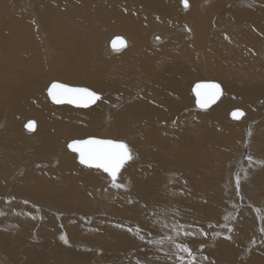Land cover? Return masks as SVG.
Listing matches in <instances>:
<instances>
[{
  "label": "rangeland",
  "instance_id": "374dc122",
  "mask_svg": "<svg viewBox=\"0 0 264 264\" xmlns=\"http://www.w3.org/2000/svg\"><path fill=\"white\" fill-rule=\"evenodd\" d=\"M36 1L37 0H0V6H4L3 11H5L4 13L0 10V55L3 53L11 57L17 56L22 60L34 59L35 65L25 64V66H42L43 69H45H42V71L49 73L41 74L45 78L40 79V84L28 81L32 87V92L25 91V88L20 86L22 82L12 84L13 87L20 86V97L26 92V104L24 102H19L20 105H18L16 104L18 103V100L14 104H9L12 102L13 96H16L15 91L11 88L8 89L6 93L1 94V97L5 98V100L3 101V104H0V134L7 131L8 126L11 128L12 132L21 134V136H32L37 132L39 124L41 128L43 127L41 130L45 131L52 125L50 123H53V126L55 125L56 122L51 120V117H59H57V115H59L60 111L57 109H59L61 106H64L66 109L69 108L68 110L62 109L61 112L67 113V116L70 117V122L73 123L71 126L72 129L70 130H73V132H68L65 137H60L62 150L66 153L68 159L63 158L62 156L54 157V155H56L54 152H48L46 150L41 151L39 149H28L23 147L21 144L17 145L18 150L8 148V151L3 152V155L5 156L1 162H5L4 165H6L7 168L5 167L4 169H0V171H2L0 172L2 174V178L0 177V231L6 232V237H13L11 239L20 237L27 239L28 241L31 240V242L37 241L36 243H39L42 240L45 241V238H43V235L41 234V231L44 230L41 227L42 225H40L41 221L48 218L53 219L52 222L56 223L57 226H60H58V232L60 233L59 236L54 235L52 239L55 241L58 239V243L61 242V244L65 245V247L72 251H80V249H82L87 252H94L93 250H96L99 253H104V250L101 249L103 243V247H107V249H109V247L112 249L117 248L115 250L119 252L118 255H122L124 253L122 252L120 246H122L123 243H125L126 246L131 243V251H128V253L125 255L129 256V262L132 264H179L176 259V250L173 247L171 241L165 239L164 242H166V246L162 248H160L161 246H154L149 243V240H156L167 236H172L177 242L187 243L193 249V252L196 255V264H264V232L261 231V228H264V163H261L264 162V94L257 95V97L254 99L253 106H251V109L253 110L252 113H247L246 108L240 104H234L227 108V111L225 110V116L223 119L224 126L231 127V132L233 134L232 137H228L226 131L220 132L222 125L208 131L201 129L189 130V125L185 127L179 122L164 126L159 132H156L157 129L148 131L146 138L147 142H149L148 145H144L142 147L137 146V148L134 144V139L139 138V134L145 136L146 134L144 130H140L136 134L130 133L129 135H125L123 133H117L115 135V127L118 126V122L116 121L118 120V118H116L117 114L120 113L121 110L125 109L124 105L126 108L131 107L130 105L126 104L127 96L125 94L130 82L129 85L126 86L122 74H118L117 76V79L121 83L118 82V80L115 81L103 79V77L100 75L101 72L98 73V71H94V82L89 80L78 81L72 77H67L68 75H64V73L63 75H58V71L61 68L59 65L60 61L65 60L66 57L70 56L72 58V56L77 55L76 46L83 47V49L79 52V54L83 57H76L78 60L82 59L81 62L83 64H87L88 61H97L101 56H103L104 59L109 60L110 57L116 58L118 56L124 55L125 52L123 51L128 49L130 50L131 47H134L133 43L136 42V30L138 28L140 31L142 30L141 32L145 31L143 32L144 34L142 33V40L144 42L141 41L135 45L134 48L137 46H140L141 49L145 47L150 48L149 44H151L153 49H149L151 50L150 53L152 50H156V52H154L155 54L157 51L160 52L164 50V52L168 53L170 56V63L168 62L169 64H167L168 69L163 68L166 70V72L170 73L172 64L176 65L177 62H186L184 64L187 65V68H192L193 60L191 59L187 63L188 58L183 59V56L186 54H184V52H180L179 46L188 45L186 41L187 33H194L195 36L200 32L201 29H203V23L207 25L210 24L206 19L208 12H212V15L215 16H222L225 18L230 17L231 19L229 23L224 24L223 27L228 28L227 30H237V26H239V29L245 28L253 36L255 35L257 39L254 42L255 44H253L254 48L256 51H261V55L264 56V42L262 43L264 40V16H258V13H253L254 15L250 14L249 12V14L243 13L241 14L242 17H240V19H242L244 22L241 21L239 25L238 21H235L236 13H234L233 10H230V5L232 2H228V5H223V8L220 7L219 9L218 4L226 0H188L187 8L180 4V0H168L169 6L164 10L163 8L165 5L163 4V1L160 0H135L137 4L136 6H128L125 3L121 5L120 0H52L53 4L51 0H48L50 2L48 3L50 7L45 11L43 6L40 7V5H38V1L40 0L37 2ZM145 1H147V5H145ZM247 1H249L248 8L253 10V12L255 9H261V7L264 8V0H256L255 2L254 0H244L242 5L246 6L248 4L246 3ZM62 3L63 8H55L57 7L55 5ZM142 6L148 8V13L146 15L145 12L141 10ZM212 6L214 8L216 7L217 9H214ZM74 7H79L80 9L73 10ZM122 7L128 9L129 12L132 11L133 14L131 15L133 18L131 16L129 17L127 10L122 9ZM40 12L44 13L43 18ZM226 14L228 17H226ZM15 15H20L23 18V21L18 23L12 20V17ZM123 16L125 19L122 18ZM126 16H128L130 19ZM64 17H69V19H62ZM86 19H92L93 26H90L89 23H86ZM133 19H135V21ZM42 20L43 23H41ZM66 20L70 23L69 26L71 27L67 26L69 27L67 28L65 23L63 24V22ZM128 20L131 24L129 23L128 27H126ZM214 21L216 22V19H214ZM82 22L87 25L83 24ZM171 22L178 24L173 27V30L172 27L169 28V23ZM235 22L238 25H236ZM54 24H56L57 27L61 26L60 24L65 26H62L59 31V33L64 37H61L59 42H51L47 38V31L50 30ZM147 24L150 26L149 28ZM199 25H201V27H199ZM86 26L87 28H85ZM165 26L167 27L166 33L169 35L170 32H172L175 34L174 37L175 40L177 39L176 42L178 44L181 42L179 45L177 44L178 47L173 43H166V47L163 45L167 38V35L164 32ZM55 27L56 26L54 25L53 29ZM81 27L85 28L84 30L80 31H83V33H92L93 30H99L98 37L100 38L101 44H99L97 48H95V50H93L90 54L88 53L89 50H87V48L89 49L90 47L88 46L87 42L90 40L88 39L89 36H84V34L82 36L80 33V40H82V43L77 40L79 38L75 39V44L72 45L73 47L75 46L74 48L67 44L70 42L72 44L74 43L72 42L74 39L73 37L76 35V33H79L78 31ZM212 27L210 29L208 28L206 31L209 34L210 41H212L211 36L213 32H217L221 29L215 25ZM88 29L91 30V32ZM64 32L69 33L65 35ZM225 32L226 33H223V36L226 37V39H230L229 37L231 34H228V31L226 30ZM114 34H120L125 36L127 39L128 44H126V47L124 46L119 51L109 49V46H107L108 39ZM154 35L161 36L160 39L155 37L157 44H154ZM205 35L206 33L201 39L204 47L201 48V50L196 48L195 54L196 56H201L204 53L205 56L207 54L210 58L211 54L207 53V48L208 46H212V43L209 44L207 42L208 38H206ZM85 37L86 40L84 41ZM249 38L250 37H247V39ZM191 42L194 44L193 40H191ZM89 44H91V42H89ZM145 44H147V46H145ZM101 49L103 51V55L99 54L101 53ZM256 51H253L252 49L249 50V61L250 58L253 56L255 57ZM150 53L145 55L143 52V55L145 56L142 54L141 56L144 57L143 59H147L148 57L155 55L154 53ZM157 55V58L163 61L158 53ZM59 56L60 61L58 59ZM129 56L134 61L137 59L136 55L132 56L131 54ZM62 57L64 58L62 59ZM170 58H172L171 61ZM56 61L59 62L56 63ZM17 65L18 63L16 62L13 64V67ZM85 66H81V70H85ZM66 67L67 66L64 68ZM71 68L72 67H67L66 72L69 73ZM148 68L149 67L146 66L144 67L146 71L150 69ZM52 71L56 72L53 73ZM59 73L61 74L62 72ZM133 74L131 73V75ZM30 76L31 75H29V77ZM101 77L103 82L99 83ZM127 78L128 77H126V79ZM199 79H211L212 81L219 83L222 89L221 93L223 94L225 91L223 96L222 94L220 95V97L222 96L221 99L228 95L230 91L239 89L229 87V82L221 76L218 78H207L200 76L195 78L194 81ZM52 81H58L72 86L87 87L97 92L101 96V99L86 108L73 107L68 104H54L48 99L46 94V88ZM187 86L188 83L184 87V98L182 101L180 115H188L191 119H194L196 118V114L201 113V118L209 117L210 111L206 110L207 108L204 109L198 108L195 105L192 106L194 96L189 88V94L187 93ZM111 91L116 94V96L113 95ZM135 93L137 94H134V96L129 99L130 102L131 100L135 99L137 95L142 94V92L138 91ZM176 95L177 94L173 93L169 94L171 98H175ZM150 98L156 99L154 96ZM258 100L262 101L258 102ZM102 104L104 105L103 107L101 106ZM188 104H190L191 107L198 109V111L191 109ZM40 105H42V107ZM97 105L99 108L105 109L104 111H106L107 115L106 118L98 120L97 122L93 121L92 124L94 125L91 127L86 126V123L78 122L77 119H87L86 113L88 112L86 111L92 112L94 109L93 107H96ZM19 107H24V110H20L21 108ZM252 107H254L255 110ZM27 108L33 110L31 111V114ZM52 108L55 110H52ZM234 108L243 109L246 112V115L239 120L231 119L228 115V112ZM80 110L85 112H81ZM23 111H25L26 114H24ZM81 113L84 115L81 116ZM19 114L24 117L20 116V118H17V116L19 117ZM41 114L45 116L42 118L40 117L42 116ZM71 114L73 115L71 116ZM28 119L34 120L36 124L35 129L31 132L25 130L24 128V124ZM8 122H10L11 125ZM43 122L45 124H43ZM77 122L79 124H77ZM50 133L53 132L50 131ZM45 136L46 135H44V137ZM88 136L123 141L129 145L133 153V159L128 161L121 169L117 181L118 183L125 184L126 187H113L110 177L101 169L89 168V170H87L88 167L81 165L77 161L76 153H73L67 148L66 144L68 141L73 139H82ZM163 136H168L169 141L166 143L165 148L162 147L160 150H158L159 145H156V138L159 140L162 139ZM194 137L196 138L197 143H190L191 140L189 139ZM200 138L203 139V142H200ZM176 139H179L181 143L176 144ZM217 140L219 142L216 144ZM151 145L153 146L152 148L149 147ZM169 150H172V160L174 163L173 169L175 174L174 176L168 178V180H166L163 184L161 179L157 178L156 175H163L165 172L164 167L158 159L156 161H152V157L159 153H166ZM26 153H30V156L33 158V160H28L24 155ZM23 155L25 157H22ZM18 156H20V158ZM249 156L253 158L252 161L248 160ZM14 157H16V159H20L16 166L13 164L16 162ZM49 157L53 158L50 159ZM54 158H56V160ZM10 160L11 162H9ZM43 160H49L51 162L42 165L40 163H42ZM68 160L70 161V164L68 163ZM172 160L167 159V161ZM70 165H72L71 168L69 167ZM50 168L55 171L61 170L65 173L61 176V179L62 182L69 184L68 188L71 191L78 189H81V191L85 190L84 196L87 199H93L97 201L103 200L108 201V203L110 202L109 204L114 209L110 207V213H108L109 210H102V213L104 214L105 212L107 213V216L108 214L110 215L108 221H111L112 223L114 222L115 224H120V226L121 224L123 225L121 227L118 225L120 229L118 228L113 230L117 232V235L113 237V240H116L117 244L114 243L115 241L108 242L106 236L103 237V239L101 238L103 242L101 239L97 240V238L101 235L100 233H98L99 235L96 234L97 231H102V226L100 228L95 225V221L102 218L101 214L98 213V209H95L98 211L97 212L93 211L92 209L89 210L88 208L81 207L78 209L80 211L77 212L75 209L72 210V208H68L55 202L47 203L45 200H40L41 192L36 191L37 186L39 184L52 185L55 182L54 178H56V176L49 173L47 178L41 176L42 180L38 182L36 180L35 173H39L40 170L43 169L48 173V169ZM66 170H78L77 172H81V176L74 175ZM237 174H239L241 177L239 189L236 187L235 177ZM158 179L159 181H157ZM30 183H35V190L32 192H30L28 189V185ZM202 187L203 191L199 192ZM176 191H178L181 196L176 197V195H171ZM154 192L156 193L155 197L153 196ZM182 192L184 195L181 194ZM56 194L57 198L60 196L67 197L63 192H57ZM123 194H125L124 198L122 196ZM182 196L188 197L187 201ZM175 199L177 201L173 202ZM124 200L127 201L125 202ZM185 201L186 204L183 208L174 210V208L170 207L172 209L171 210L168 207L180 206V204L185 203ZM138 202H144L145 204L141 203L142 207H137ZM73 203L76 204L77 202ZM45 204H47L48 207H46ZM53 205H55L54 207H57L53 209ZM129 207L136 209L134 210ZM122 208L126 214H119ZM74 211L77 213H74ZM18 216H20L22 220H19L17 218ZM63 219H67L68 224L71 222V226L74 225L77 227L75 229L71 228V230H80V232L76 234H78L79 237L84 238L83 241H79L81 243L69 242L65 244L60 238L62 235L67 237L66 231L63 230L65 228L64 223L61 222ZM146 219H148L147 221L154 225L152 227H159L158 231L161 232V234L162 231L166 232V234L160 236L152 229L148 230L145 223ZM172 222L173 226L171 224L169 226V223ZM177 225L184 226L179 236L176 235V231L174 230V226ZM169 227L173 228L170 229ZM125 228L127 229L126 232L121 231ZM128 228H131L132 231H129ZM229 228H231V231L228 230ZM92 230H95V232ZM137 231H139L140 235L144 236L143 240H141L136 234ZM183 231L189 232L190 235L184 236ZM103 232L106 233V231ZM127 233L130 235L132 234V236L128 235ZM133 234L136 236H133ZM228 237H231V239ZM84 244L87 246L86 249H84ZM113 245L118 246L113 247ZM161 249L164 251H160ZM70 250L65 249L64 251L68 255L67 258L74 257ZM136 251L139 252L135 253ZM64 252L62 250L57 252V257H61ZM161 252L164 253L163 256L160 255ZM6 253V250L0 247V264H13V262H10L11 260L9 255H7L8 253ZM137 254L143 255L146 259L140 260L141 262H136L133 255ZM25 260L26 255L22 254L19 264H24L23 262H25ZM68 264L74 263L70 262Z\"/></svg>",
  "mask_w": 264,
  "mask_h": 264
},
{
  "label": "bare ground",
  "instance_id": "6f19581e",
  "mask_svg": "<svg viewBox=\"0 0 264 264\" xmlns=\"http://www.w3.org/2000/svg\"><path fill=\"white\" fill-rule=\"evenodd\" d=\"M45 1L44 0L38 1V5H40V7L43 6L44 11L48 10L49 7H50V5L48 4V3H50L49 2L50 0L49 1L45 0ZM120 1H121V5L123 3H125L128 6H132V5L136 6L137 5L135 0H120ZM160 1H163V4L165 5V6L161 5V6H164L163 10L168 8V6H169V1L168 0H160ZM243 1L244 0H226V1H223L222 3H219L218 6H219V9H220V7L223 8V5H228V2H230V3L232 2L231 5H230L231 6L230 10H233L234 13H236L235 21L236 22L238 21V24L241 23V21H243L242 19H240V17H242L241 14H243V13L244 14H246L248 12L250 14H253V13L257 14L258 13V16H264V8L261 7V9H255V11L253 12V10L248 8L249 7V1L246 2V3H248L246 6L242 5L244 3ZM255 1L256 0H254V2ZM153 2H155V1H153ZM52 4H53V1H52ZM145 5H147V1H145ZM148 5H150V4H148ZM55 6H57V7H55L56 9L58 7L59 8H63V3L62 4H57ZM263 7H264V4H263ZM3 9H4V6H0V10L5 13V11H3ZM71 9H73V8H71ZM75 9H80V8L79 7H74L73 10H75ZM122 9L127 10V12L129 13L128 16L132 17V15H131V14H133L132 11L129 12L128 9L123 8V7H122ZM214 9H217V8L215 7ZM141 10L143 12H145V15L148 13V8H146L144 6H142ZM46 12H48V11H46ZM239 13H240V15H239ZM43 14L44 13H41L42 18H43ZM48 14H47V16H48ZM140 14H142V13H140ZM212 14H213L212 12L211 13L208 12V15H207V18H206L208 23H210L209 25L203 23L204 24V27L202 26L203 29H201L200 32L197 35H195V36H194V33H190V32L187 33L186 34V39H187L186 41H187L188 45L187 46H183V45L179 46L180 52H184V54L187 55L186 56V55L183 54L184 55L183 59L188 58L187 63H188L189 60H191V59L193 60L192 61V64H193L192 68L190 67L188 69L187 65L184 64L186 62H184V63L183 62L182 63L181 62H177L176 65L172 64V66L170 68V70H171L170 73L166 72V70H164V69L167 68L168 67L167 64L170 63L169 62V57L170 56H169L168 53H165L164 50H162L163 52L160 51L161 53L159 51H157V53L163 59V61H161V60H159L157 58V56H158L157 53L156 54L154 53V52H156V50H152V52H151L152 54L154 53L155 55H153V56L149 55L150 57H148L147 59H143L144 58L143 56H145L148 53H150L151 50H149V49H153V47H152L151 44H149L150 48L145 47V48L141 49L140 46H137L136 48H134L135 45H137L138 43L143 41L142 40V33L145 32V31L141 32L142 30L140 31V29L138 28L136 30L137 31V35H136V38H135L136 42L133 43L134 47H131L130 50L128 49L126 51H123V52H125L124 55L119 54L121 56H118L116 58L110 57L109 60H106V59H104L103 56H101V57H99V60H97V61H88L87 64H83L81 62L82 59L78 60V58H76L77 56H79V58L83 57L82 55L79 54V52L83 49V47L76 46L77 55L72 56V58L70 56L66 57V59L62 60V61H60V56L58 57V59L60 61L59 65L61 67L59 69V71H58V75H63V73H64V75H66V74L68 75L67 77H72V78H74V79H76L78 81H83V80L93 81L94 80L93 78H95L94 77V74H95L94 71H98V73L101 72L100 75L103 77V79L117 81L118 80L117 79L118 74H122L124 82H125V85L128 86L129 82H130V85L127 87L128 89L126 90L125 94L127 96L126 97V100H127L126 104L130 105L131 107L130 108L129 107L126 108V106L124 105L125 109L121 108L123 110H121L120 113L117 114L116 118H118V120H116V121L118 122V126L115 127L116 128L115 129V131H116L115 135L117 133H123L125 135H129L130 133L136 134L138 131L144 130L145 134H146L145 136L139 134L140 137L134 139V144H135L136 147L137 146L142 147L144 145H148L149 142H147V139H146L148 131L153 130V129H157L156 132H159L160 129H162L164 126L169 125V124L179 123V122L182 123L185 127L187 125H189L188 126L189 130L201 129V130L208 131V130H213L214 128H217V127L222 125V127L220 129V132L221 131H226L227 136L228 137H232L233 134L231 132V127H225L224 126L223 119H224V116H225V110L227 108H229L230 106L234 105V104H240V105H243L246 108L247 113H252L253 112V110L251 109V106H253L254 99L257 97V95L264 94V56L261 55V51H256V49L254 48L253 44H255L254 42L257 39L255 35L253 36L245 28L239 29V26H237V30L238 31L236 29L227 30L228 28H223V27H224V24H228L229 23L231 18L230 17L229 18H225V17H222V16L221 17L220 16H215V15H212ZM126 15H127V13H126ZM216 15H217V13H216ZM128 16H126V17L129 18ZM137 16H138V14H137ZM141 17H142V15H141ZM226 17H228L227 14H226ZM122 18H124V16ZM136 18H138V17H136ZM139 18H140V15H139ZM62 19H67L68 20L69 17H64ZM214 19H216V22L214 21ZM247 19H248V17H247ZM12 20H14V21H16L18 23H21L23 21V18L20 15H15V16L12 17ZM67 20L65 22H63V24L65 23L66 27L70 25V23ZM133 20L135 21V19H133ZM85 22L89 23L90 26H93L92 19L91 20L90 19H88V20L86 19ZM119 22H121V21H119ZM236 22H235V24H236ZM41 23H43V20L41 21ZM74 23H75V21H74ZM82 23L85 24L84 22H82ZM129 23L130 22L128 20L126 27H128ZM63 24H60L61 26H58V27H57L56 24H54L56 27L53 29V26H54L53 25L52 28L47 31V38L51 42H59V39H61V37H63L59 33L61 27L64 26ZM238 24H236V25H238ZM85 25H87V24H85ZM176 25H178V24H175V23L171 22V23H169V28L172 27V30H173V27H175ZM213 25L218 26L221 29L219 31H217V32L216 31L213 32V34L211 36L212 41H210L209 40V34L206 31H207L208 28L210 29ZM69 27H71V26H69ZM69 27H67V28H69ZM75 27H77V26H75ZM149 27L150 26L148 25V28ZM199 27H201V25H199ZM85 28H87V26ZM85 28L84 27L79 28V31H78L79 33H76V35L73 37L74 38L73 41H72V42H74L73 44L71 42L67 43V44H69L70 47H71L72 45L75 44V39H77V38H79L77 40H79V42L82 43V40H80V35L81 34H82V36H83V34H84V36H89L88 39H90V40L87 41V42H88V46H90V47H89V49L87 48V50H89L88 53L90 54L93 50H95V48H97V46L99 44H101L100 38L98 37L99 30L98 31H94L93 30L94 33L93 32L92 33H83V31L80 32L81 30H84ZM148 28H147V30H148ZM166 28L167 27L165 26L164 32L167 35V38H166V41H164L163 45L165 46L166 43L167 44L173 43L174 45L177 46L178 43L176 42L177 39L175 40V37H174L175 34L170 32V34L168 35L166 33ZM225 30L228 31V34H231V36L229 37L230 39H226V37L223 36V33H226ZM68 31H70V30H68ZM89 31L91 32V30H89ZM232 31H233V34H232ZM68 33L69 32L65 33V35H67ZM205 33H206L205 37L208 38L207 39L208 41L207 40L206 41L209 44L212 43V46H208V48H207L208 49L207 53L211 54L210 58H209V56L207 54L205 56L204 53L201 56H196V54H195L196 48L201 50V48L204 47L201 39H202V37L204 36ZM69 36H70V34H69ZM155 37L160 39L161 36H159V35L155 36L154 35V41H155L154 44H157V41L155 40ZM247 37H250L251 39L250 38L247 39ZM190 39L193 40L194 44H192ZM85 40H86V37H85L84 41ZM126 41H127V39H126ZM89 42H91V44H89ZM263 42H264V40L262 41V43ZM0 43H1V41H0ZM65 43H63V44H65ZM107 43H108V41H107ZM126 44H128V43H126ZM147 44H145V46H147ZM263 45H264V43H263ZM74 47L72 46V48H74ZM159 47H160V44H159ZM84 49H86V48H84ZM158 49H161V48H158ZM250 49H252L253 51H256L255 52L256 55L254 54L255 57L253 56L252 58H250V61H249L248 60V58H249V56H248L249 53L248 52H249ZM243 50H244V52H243ZM143 52L145 53V55H143ZM99 54L103 55L102 49H101V53H99ZM131 54H132V56H135V55L137 56V59L135 61L130 58L129 55H131ZM141 54L143 56H141ZM63 58L64 57H62V59ZM179 58H181V57H179ZM83 59H85V58H83ZM171 59L172 58H170V61H171ZM59 61H56V63L59 62ZM177 61H179V60H177ZM16 62L18 63L19 66L17 65V66L13 67V64H15ZM249 62H250V64H249ZM21 63H23V64H21ZM173 63H174V61H173ZM25 64H34L35 65V61H34V59L22 60V59H19L17 56L11 57V56H7L6 54L1 53V55H0V100H2V101H0V104H3V101L5 100V98L1 97V94L6 93V91L8 89H10V88L15 91L16 96H13L12 102H10L9 104H14L17 100H18L17 101L18 103H16V104H18V105H20L19 102H24L26 104V102H25L26 92L20 97L19 96V90H20L19 87L23 86L25 88V91H31L32 92V87H31V85L29 84L28 81H30L32 83L40 84L39 83L40 79L45 78L41 74H43V73L44 74H49L46 71H42V69H43L42 66L27 67V66H25ZM136 64H138V65H136ZM144 64H145L146 67L150 68V69L148 68L149 69L148 71H146L144 69V67H145ZM85 65H87V66H85ZM65 66L72 67L71 68L72 70L70 69V72L67 73L66 72L67 67L64 68ZM81 66H85L86 69L85 70H81ZM244 66H246V67H244ZM157 68H158V70H157ZM43 70H45V69H43ZM52 72L55 73L56 71H52ZM59 72H62V73L60 74ZM131 73L132 74L134 73L135 75L134 74L131 75ZM29 75H31V76L29 77ZM200 76H204V77H207V78H211V77L212 78H218L219 76H221V77L225 78L229 82V87H231V88H239V89H235V90L230 91L228 93V95H226L222 99H221V97L223 96L225 91L223 92V94L221 93L222 96L214 104L210 105L206 109V110L210 111L209 112V114H210L209 117L201 118L202 117L201 113H198L195 116L196 118L191 119L188 115H185V116L180 115V110H181V107H182V101H183V98H184V87L188 83V86L186 88L187 93H188V88L191 90V86L193 85L194 82L199 81V80H206V79H199V80H195L194 81L195 78L200 77ZM102 77H101L99 83L103 82ZM126 77H128V78L126 79ZM98 79H99V77H98ZM19 82H22V84L20 86H16V87L12 86V84L19 83ZM118 82H120V81L118 80ZM4 85H6V86H4ZM109 85H111V84H109ZM119 85H121V84H119ZM107 86H108V84H107ZM119 89H120V87H119ZM137 91L138 92H142V94L141 95H137L136 98L131 100V102H130L129 99L132 98L134 96V94L136 95L137 93H135V92H137ZM170 93L177 94V95L175 96V98H171L169 96ZM109 94H111V93H109ZM113 95L116 96V94H114V93H113ZM145 95H147V96H145ZM152 96L156 97V99L155 98H150ZM259 101H262V100H258V102ZM188 105H189V107L191 109H195V108L191 107L190 104H188ZM193 105H194V101L192 103V106ZM40 106L42 107V105H40ZM101 106L103 107L104 105L102 104ZM19 108H21V107H19ZM23 108H21L20 110H22ZM93 108L94 109H93L92 112L86 111V112H88V113H86L87 114L86 115L87 119H84V120L80 119L79 120V119L76 118L78 120V122L79 123H86L87 124L86 126H90L91 127L92 125H94V124H92L93 121L97 122L98 120H102L103 118L107 117L106 111H104L105 110L104 108H99L98 105L96 107H93ZM252 108L254 109V107H252ZM27 109H28V111L31 114V111H33V110H31L30 108H27ZM62 109L65 110L66 108L64 106H61V107H59V109H57L58 111H60L59 115H57V117L59 116L58 118L51 117V120L56 122L54 126H53V123H50L52 125L49 128H47L46 130L44 129L45 131H42L41 129L43 127L41 128L40 124L38 123L39 124V126H38L39 128H38L37 132L35 134H33L32 136L23 135L24 136L23 137V136H21V134H17V133L12 132L11 128H9V126H8L7 127V131L2 132L0 134V144H1L0 145L1 146L0 147V169H4L6 167V165H4L5 162H1L4 159V156H5V155H3V152L4 151H8L9 150L8 148H12V149L18 150L17 149V145L18 144H21V145H23V147H26L28 149H36V150L39 149L41 151L42 150H46L48 152H54V153H56V155H54V157L55 156H62L63 158H67L68 159V156L62 150V144H61V141H60L61 140L60 137H65V135L68 134V132H73V130H70V129H72L71 126H72L73 123L70 122V117L67 116L68 115L67 113H65V112L62 113L61 112ZM68 109H66V110H68ZM52 110H55V109L52 108ZM195 110L198 111V109H195ZM205 111H202V112H205ZM72 112H74V111H72ZM81 112H85V111H81ZM23 113L26 114L25 111H23ZM41 115L42 116H40V115L39 116L42 117V118L45 116L43 114H41ZM72 115L73 114H71V116ZM83 115L84 114L81 113V116H83ZM245 115H246V112H245L244 116ZM20 116H21V114H19V117L17 116V118H20ZM21 117H24V116H21ZM14 118H15V115H14ZM78 122H77V124H79ZM8 123L10 124V122H8ZM43 124H45V123L43 122ZM35 126H36V124H35ZM103 126H104V124H103ZM50 131L53 132V133H50ZM29 132H31V131H29ZM44 135H46V136L44 137ZM159 137H160V135H159ZM218 138H219V136H218ZM162 139H165V140H162ZM162 139L158 140L156 138V143H157L156 145H159V149L158 150H160L162 147L165 148L166 147V143L169 141L168 140V136H163ZM189 140H191L190 143H197L195 137L191 138ZM199 140H200V142H203V139L200 138ZM175 141H176L175 142L176 144H180L181 143V141L179 139H176ZM218 142L219 141L217 140L216 144ZM149 147L152 148L153 146L151 145ZM137 148H134V149H137ZM14 154H16V153H14ZM24 155L27 157L28 160H31V159L33 160V158H31V156H30V153H26ZM24 155L22 157H25ZM18 157L20 158V156H18ZM32 157H34V156H32ZM14 158H15L16 162H14V163L12 162V163L15 164V166H16L20 159H16V157H14ZM52 158H50V159H52ZM56 158H54V159L56 160ZM157 159L162 163V166L164 167L165 172L163 173V175L157 174L156 177L161 179V182L164 184V182L166 180H168V178H170L171 176H174V174H175L174 169H173L174 163H173V160H172V150H169L166 153H159V154L154 155L152 157V161H156ZM167 159L168 160H172V161H167ZM9 162H11V160ZM30 162H32V161H30ZM49 162H51V161L43 160V162L40 163V164L45 165V164H47ZM69 162L70 161L68 160V163ZM12 163H10V164L13 165ZM27 164H28V162H27ZM71 166L72 165H70L69 167L71 168ZM87 170H89V168ZM66 171H68V172H70V173H72L74 175L81 176V172H77L78 170L77 171L76 170L75 171L66 170ZM0 172H2V171H0ZM49 173H51V174L56 176V178H54L55 182L52 185H41V184H39L37 186L36 191L37 192H41L40 200H45L47 203L55 202L57 204L64 205V206H66L68 208H72V210L75 209V210H77V212L80 211L78 209H80L81 207L88 208L89 210L92 209L93 211H97L95 209H98L99 212L98 211L97 212L101 214L102 218L98 219L97 221H95V225H97L100 228L102 226V228H101L102 231H99V230L97 231L96 234H98V233L101 234L97 238V240L101 239V238L103 239V237L106 236V239H107L108 242H110V241L114 242L115 241L114 243H116V240H113V237L117 235V232H115L113 230L118 229V228L120 229V227L123 226V225L121 224V226H120V224H117V223L115 224L114 222L112 223L111 221H108L109 220L108 218H110V215L108 214V216H107L106 215L107 213H105L104 211H108L109 208L112 207L109 204L110 202L108 203V201H103V200L102 201L101 200L97 201V200H93V199L92 200L91 199H87L84 196L85 190L81 191V189H78V190H75V191H71L68 188L69 184H66V183L62 182L61 176L64 175L65 173L63 171H61V170H56L55 171V170L50 168V169H48V173L45 172L44 169L40 170L39 173H35L36 180L38 182H40L42 180L41 176L47 178ZM0 177L2 178V174L1 173H0ZM159 179L157 181H159ZM202 185H203V183H202ZM28 189H29L30 192L34 191L35 190V183H30L28 185ZM202 191H203V187L199 190V192H202ZM57 192H63V193L66 194L67 197L60 196L59 198H57V194H56ZM181 194H183V192ZM171 195H173V196L176 195V197L177 196H181L178 191H176L174 194H171ZM122 196L124 198L125 194H123ZM153 196L154 197L156 196L155 192H154ZM183 198H185L186 201L188 199V197H185V196ZM124 201L126 202L127 200H124ZM175 201H177V200L175 199L173 202H175ZM186 201L183 204L181 203L180 206H174V207L173 206H168V207L169 208L170 207L174 208V210H176L178 208H183L185 206V204H186ZM73 202H77V203L74 204ZM147 202H148V200H147ZM141 203L145 204L144 202H140V203L138 202L137 207H139V206L142 207ZM122 205H123V203H122ZM175 205H177V204H175ZM45 206L48 207L47 204H45ZM54 206L55 205H53V209H55L57 207V206L56 207H54ZM129 208L134 209V210L136 209V208H132V207H129ZM102 210H104L103 211L104 214L102 213ZM77 212L74 211V213H77ZM108 213H110V210H109ZM119 214H126V213H124L123 208L119 212ZM46 216H43V217H46ZM112 216H114V215H112ZM127 216H126V218H127ZM17 218L19 220H22V218L20 216H18ZM67 219H68V217H67ZM67 219L66 220L63 219V221H61V222L64 223L65 228L63 230H65L66 233H67L68 241L69 242L83 241L84 238L83 237L81 238V237H79L78 234H76V233H79L80 230H78V229L71 230V228L75 229L77 227H75L74 225L71 226L70 225L71 222L68 224ZM52 220L53 219H48L47 218V219H43L41 221L40 225H42L41 227L44 229L43 230L44 232L41 231V234L43 235V238H45L44 239L45 241H43V240L41 242L38 241L39 243H36L37 241L36 242H34V241L31 242V240L28 241L27 239H23V238H20V237H16L14 239H11L13 237H10V236L6 237V232L0 231V247L2 249L6 250V252L8 253V254L7 253L6 254L9 255V257H10V260H11L10 262H13V264H19L20 259H21V255L24 254V255H26V260H25V262H23L24 264H68L70 262H73L74 264H132L131 262H129V259H128L129 256L125 255L126 253H128V251L129 252L131 251L130 246L132 244L129 243L130 241L128 242L129 244L127 243L128 244L127 246L125 245V243H123L122 246H120V248L122 249V252L124 253L122 255H120V254L118 255L119 252H117L115 250L117 248L112 249L111 247H109V249H107V247L106 248L103 247V243H102V248L101 249L104 250V253L103 252L99 253L96 250H93L94 252H87V251H84L82 249H80V251H72V250L68 249L67 247H65V245L61 244V242L58 243V241H57L58 239L56 241L52 239V237L54 235H58L59 236V234H60L58 232V226L59 225L57 226V224L52 222ZM147 220L148 219L145 220V223L147 225L148 230L152 229L154 232L158 233L160 236L166 234V232L162 231V229H161V231H162V234H161V232L158 231L159 227H156V226H155V228L152 227L154 225H152ZM34 221H35V219H34ZM170 224L173 226V222L169 223V226H170ZM144 227H145V225H144ZM126 228L122 229L121 231L126 232L127 231ZM172 228L173 227H171L170 229H172ZM92 231L95 232V230H92ZM103 231H106V233H104ZM128 235H130V234H128ZM130 236H132V234ZM133 236H136V235L133 234ZM90 237H92V236H90ZM102 239H101V241L103 242ZM119 240H121V239H119ZM79 243H81V242H79ZM84 246H85L84 249H86V247H87L86 244H84ZM116 246H118V245H116ZM116 246L113 245V247H116ZM164 246H166V242H164L163 245H161L160 248H162ZM65 249L70 250L73 253L74 257L67 258L68 255H67V253L64 252ZM61 250L64 252L63 255L61 256V254H60L61 257H57L56 253L61 251ZM151 251H153V250H151ZM160 251H164V250L161 249ZM95 252H97V253H95ZM138 252L139 251H136L135 253H138ZM149 255H152V254H149ZM160 255L163 256L164 253L161 252ZM133 257H134L136 262H141L140 260H145L146 259L141 254L133 255ZM148 261H150V260H148Z\"/></svg>",
  "mask_w": 264,
  "mask_h": 264
},
{
  "label": "snow or ice",
  "instance_id": "6c2138e0",
  "mask_svg": "<svg viewBox=\"0 0 264 264\" xmlns=\"http://www.w3.org/2000/svg\"><path fill=\"white\" fill-rule=\"evenodd\" d=\"M181 2L185 8L188 7V0H181ZM117 41H119L120 47L125 46V41L121 38H117L112 41L113 50L119 51ZM47 91L51 99L57 104L67 102L69 104L87 107L101 99V96L97 92L90 90L87 87H70L59 82H52ZM195 92L198 106L206 109L211 104L215 103V101L220 97L222 89L219 83L205 82L198 83L196 85ZM231 116L234 120H239L242 116H244V112L237 109L232 111ZM26 127L29 131H33L35 128V122L29 121ZM67 148L73 153L78 154L79 163L81 165L88 168L102 169L104 173L108 174L113 187H126L125 184L118 183L117 181L121 169L128 161L133 159L132 150L127 143L111 139H97L95 137H89L88 139H73L67 144ZM252 159L253 158L251 156L248 157L249 161H252ZM240 179V175L237 174V189H239L240 186ZM183 228V225L174 226L177 236L180 235ZM128 230L132 231L131 228ZM228 230L231 231V228ZM261 231L264 232V228H261ZM136 234L141 240L144 239V236L140 235L139 231H137ZM183 235L188 236L190 233L183 231ZM60 238L65 244L69 243L66 236L62 235ZM228 238L231 239V237ZM165 239L172 242V245L176 250V259L179 264H185V262L186 264H196V255L193 252V249L185 242H177L172 236L149 240V243L154 246H161L163 245Z\"/></svg>",
  "mask_w": 264,
  "mask_h": 264
},
{
  "label": "water",
  "instance_id": "95a60500",
  "mask_svg": "<svg viewBox=\"0 0 264 264\" xmlns=\"http://www.w3.org/2000/svg\"><path fill=\"white\" fill-rule=\"evenodd\" d=\"M180 4L184 7V5H183V3L181 2V0H180ZM117 38H121V39H123L124 41H125V45H126V43H127V41H126V39H125V37L124 36H122V35H120V34H114V35H112L110 38H109V40H108V46H109V48L110 49H113V47H112V41L113 40H116ZM117 47H119V49H121V48H123V47H120L119 46V41H117ZM52 82H58V81H52ZM52 82H50L49 84H48V86H47V88H46V94H47V97H48V99L52 102V103H54V104H57V103H55L52 99H51V97L48 95V88L51 86V83ZM205 82H215V81H212V80H199V81H196V82H194L193 83V85L191 86V93L193 94V96H194V105L196 106V107H198V108H200L199 106H198V104H197V96H196V92H195V88H196V85L198 84V83H205ZM59 83H62V82H59ZM215 83H217V82H215ZM64 84V83H63ZM66 85H68V84H66ZM68 86H70V87H84V86H72V85H68ZM91 90V89H90ZM219 99V98H218ZM217 99V100H218ZM216 100V101H217ZM215 101V102H216ZM61 104H68V105H71V106H73V107H78V108H86V107H83V106H78V105H76V104H69V103H67V102H64V103H61ZM214 104V103H213ZM91 105H93V104H90L89 106H91ZM212 105V104H211ZM89 106H87V107H89ZM237 109H239V110H242L243 112H244V114H245V111L243 110V109H241V108H234V109H232V110H230L229 111V113H228V115H229V117L231 118V119H233L232 118V116H231V113H232V111H234V110H237ZM243 117V116H242ZM241 117V118H242ZM240 118V119H241ZM234 120V119H233ZM29 121H33L32 119H28L26 122H25V124H24V127H25V129L27 130V131H29L28 130V128L26 127V125L28 124V122ZM89 137H93V136H88V137H85V138H82V139H88ZM95 138H97V137H95ZM97 139H103V138H97ZM72 140H70V141H68L67 142V144L69 143V142H71ZM67 146V145H66ZM70 150V149H69ZM71 151V150H70ZM76 156H77V161L79 162V159H78V154H76ZM102 170V169H101ZM108 175V174H107Z\"/></svg>",
  "mask_w": 264,
  "mask_h": 264
}]
</instances>
